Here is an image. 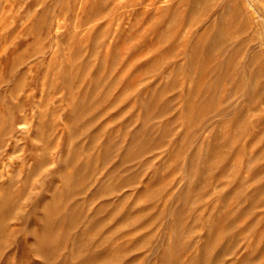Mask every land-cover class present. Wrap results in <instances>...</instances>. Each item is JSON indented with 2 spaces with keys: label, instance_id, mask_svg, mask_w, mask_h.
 Segmentation results:
<instances>
[{
  "label": "rangeland",
  "instance_id": "obj_1",
  "mask_svg": "<svg viewBox=\"0 0 264 264\" xmlns=\"http://www.w3.org/2000/svg\"><path fill=\"white\" fill-rule=\"evenodd\" d=\"M263 8L0 0V264H264Z\"/></svg>",
  "mask_w": 264,
  "mask_h": 264
},
{
  "label": "bare ground",
  "instance_id": "obj_2",
  "mask_svg": "<svg viewBox=\"0 0 264 264\" xmlns=\"http://www.w3.org/2000/svg\"><path fill=\"white\" fill-rule=\"evenodd\" d=\"M252 1H253V0H252ZM261 5H262V4H261ZM256 6H257V5H256ZM259 6H260V5H258L257 7H259ZM262 7H263V6H262ZM258 9H259V8H258ZM261 9H262V8H260V10H261ZM263 9H264V8H263ZM257 11H258V10H257ZM254 12H256V11H254ZM262 12H263V11H262ZM262 15H263V14L261 13V16H260L261 18H262ZM260 17H259V18H260ZM259 23H260V22H259Z\"/></svg>",
  "mask_w": 264,
  "mask_h": 264
}]
</instances>
